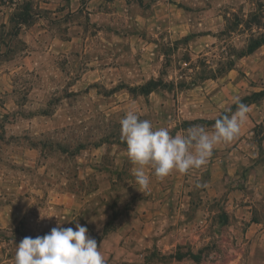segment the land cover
<instances>
[{
	"label": "rangeland",
	"instance_id": "1",
	"mask_svg": "<svg viewBox=\"0 0 264 264\" xmlns=\"http://www.w3.org/2000/svg\"><path fill=\"white\" fill-rule=\"evenodd\" d=\"M109 7L0 0V264H12L25 237H43L57 226L79 223L98 246L134 220L146 223L145 244L133 250L134 241L113 243L106 264H239L232 241L245 225L227 195L244 190L255 198L254 219H264V197L254 196L241 174L252 161L264 172V118L247 119L238 137L217 146L200 169L164 179L149 170L147 190L135 183L120 120L131 110L173 136L194 125L212 131L222 112L236 111L234 99L223 110L215 106L233 86L242 103L259 107L264 75H248L253 61L236 66L249 55L214 79H205L204 65L216 70L224 57L246 49L250 33L264 35V0H203L187 20L116 23L89 16ZM236 17L238 30L222 34ZM19 18L27 23L19 25ZM256 59L264 63V52ZM151 79L173 86L141 95L139 87ZM191 81L189 89L180 87ZM218 156L228 160L220 171L224 196H216V174L208 169Z\"/></svg>",
	"mask_w": 264,
	"mask_h": 264
},
{
	"label": "clouds",
	"instance_id": "2",
	"mask_svg": "<svg viewBox=\"0 0 264 264\" xmlns=\"http://www.w3.org/2000/svg\"><path fill=\"white\" fill-rule=\"evenodd\" d=\"M236 111L215 120L213 130L194 125L172 135L168 127L155 128L150 120H142L128 111L120 120L121 140L126 155L134 166L133 175L139 188L150 185L149 170L157 179L173 171L186 174L208 163L214 149L232 142L248 119L249 107L234 97ZM12 264H106L97 241L88 235L85 226L54 227L43 237H25L17 247Z\"/></svg>",
	"mask_w": 264,
	"mask_h": 264
},
{
	"label": "crops",
	"instance_id": "3",
	"mask_svg": "<svg viewBox=\"0 0 264 264\" xmlns=\"http://www.w3.org/2000/svg\"><path fill=\"white\" fill-rule=\"evenodd\" d=\"M88 3L96 4H107L110 10L103 11L104 8L99 10L92 9L89 16L93 19L98 14L99 18L106 17L108 21L113 20L123 22L131 19H147L153 21H172V20H187L188 15L191 13V8L193 4H197L203 0H87ZM195 1V2H194ZM98 2V3H97ZM70 4L77 3V0H69ZM141 5H148V8H142ZM78 11V7L71 10L72 13ZM1 13V12H0ZM170 26V23L167 24ZM180 35L186 36L185 26L180 27ZM264 52V45L259 47L253 54L247 56L248 59H243L242 63H236V66L242 67L250 65L247 73L251 77L253 76H263L264 73L260 70H264V63H259L256 59L260 54ZM259 63V65H257ZM246 68H244L245 70ZM259 70V71H258ZM257 71V74H256ZM260 72V73H259ZM230 75L226 76L229 77ZM234 82V81H233ZM237 86V85H236ZM234 89L229 94L219 93V99H217L215 106L223 110L222 106L225 101L234 99V97H239V91L237 87L233 86ZM261 90V89H257ZM256 91V90H254ZM152 94V93H151ZM150 94V95H151ZM248 120L259 121V118H264V99L261 105L258 107L256 104L249 106ZM258 119V120H257ZM247 121V120H246ZM245 125V122L243 123ZM242 125V126H243ZM255 156H252L251 160ZM226 163L228 160L218 156L213 158L208 169L214 170L216 174V196H224V188L220 186L222 174L220 171H224ZM229 163H231L229 161ZM234 166V176L237 175L236 171L239 166V161H234L230 166ZM254 162L252 161L248 167L242 169L241 174L244 175L245 187H248L249 184H252L253 190L255 192L254 196L264 197V172L255 171L252 167ZM237 166V167H236ZM161 187V186H160ZM251 187V188H252ZM209 190V187L207 191ZM244 190L235 189L230 191L227 195L226 204L229 208H232L233 213L238 218V223L241 224L244 222V231L240 235L233 237L232 243L238 246L236 251V259L239 261V264H264V219H254V208H256L255 198L250 199L248 194L243 192ZM209 193V192H208ZM253 196V194H251ZM257 200V199H256ZM141 217H145L143 212L140 213ZM148 232L146 223L140 220H134L131 222H123L120 227L115 231L107 233L98 245L100 251L104 255L105 259L110 257V247H113V243L120 244L123 241L128 243H135L133 250H138L140 246L145 244V238ZM108 250V253L104 252ZM113 252V250H112ZM142 255L136 256L141 257ZM142 258V257H141Z\"/></svg>",
	"mask_w": 264,
	"mask_h": 264
},
{
	"label": "trees",
	"instance_id": "4",
	"mask_svg": "<svg viewBox=\"0 0 264 264\" xmlns=\"http://www.w3.org/2000/svg\"><path fill=\"white\" fill-rule=\"evenodd\" d=\"M24 11H27V8L24 9ZM20 21L19 25H25L27 23V19H18ZM231 21V20H230ZM241 26V20L238 19L237 17L232 20V23H230V27H228L226 30L222 31V34L224 33H230L238 30V28ZM233 29V31H232ZM228 35V36H229ZM188 38V37H187ZM186 38V39H187ZM247 47L245 50H241L240 52L236 51L234 54H230L227 57H224V61H219L218 62V68L216 70H212L210 65H204V68L207 70L206 71V80L208 79H214L216 77H219L227 72H229L231 69H233L235 65V59H240L246 55L252 54L255 50H257L259 47L264 45V35H260L259 38H255L252 33L249 34V38L246 41ZM204 79V80H205ZM184 84V85H183ZM180 87L182 89H189L190 86H194L196 84V81H191L188 83H183ZM170 87L173 86V83H168V85L164 84L161 80L159 79H151L147 81L145 84L141 85L139 87L141 95L144 96H149L151 93L157 92L160 88L162 87ZM263 95V92L259 93H254L253 96L258 98H261ZM225 114V112H222V116Z\"/></svg>",
	"mask_w": 264,
	"mask_h": 264
}]
</instances>
